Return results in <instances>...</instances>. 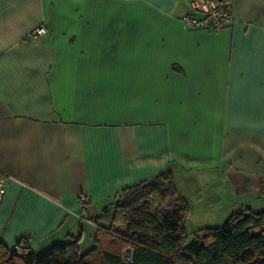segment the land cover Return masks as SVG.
I'll return each mask as SVG.
<instances>
[{"label": "crops", "instance_id": "0c3cea01", "mask_svg": "<svg viewBox=\"0 0 264 264\" xmlns=\"http://www.w3.org/2000/svg\"><path fill=\"white\" fill-rule=\"evenodd\" d=\"M227 2L212 32L182 22L191 0H0L4 246L85 254L123 189L169 171L194 229L264 211V0Z\"/></svg>", "mask_w": 264, "mask_h": 264}, {"label": "trees", "instance_id": "16d2710c", "mask_svg": "<svg viewBox=\"0 0 264 264\" xmlns=\"http://www.w3.org/2000/svg\"><path fill=\"white\" fill-rule=\"evenodd\" d=\"M189 216L169 171L123 189L110 226H98L87 253H80L79 237L43 252L22 238L12 250L0 242V264H127L129 251L131 264H264V211L240 209L220 226L195 231L190 243Z\"/></svg>", "mask_w": 264, "mask_h": 264}, {"label": "built area", "instance_id": "2783aa9c", "mask_svg": "<svg viewBox=\"0 0 264 264\" xmlns=\"http://www.w3.org/2000/svg\"><path fill=\"white\" fill-rule=\"evenodd\" d=\"M235 21L232 7L227 0H191V10L182 18V22L191 29H208L212 32H222L230 28ZM46 33L43 25H38L32 32L34 37L42 36ZM27 43V39H22L21 44ZM8 177L0 171V203L6 195ZM87 200L82 198L81 216L84 220L96 221L97 216L86 211ZM125 262H133L132 251L126 255Z\"/></svg>", "mask_w": 264, "mask_h": 264}, {"label": "rangeland", "instance_id": "374dc122", "mask_svg": "<svg viewBox=\"0 0 264 264\" xmlns=\"http://www.w3.org/2000/svg\"><path fill=\"white\" fill-rule=\"evenodd\" d=\"M196 218H199V217L194 216L193 219H191V216H189V219H188V223H187V229H188V233H189L188 243H190L193 240V237H194L193 233L199 229H202V228L194 229L195 227L193 226V224H195L194 222H195Z\"/></svg>", "mask_w": 264, "mask_h": 264}]
</instances>
